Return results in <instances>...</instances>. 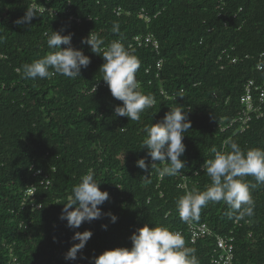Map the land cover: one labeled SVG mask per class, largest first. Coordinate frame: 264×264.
<instances>
[{
	"label": "trees",
	"instance_id": "1",
	"mask_svg": "<svg viewBox=\"0 0 264 264\" xmlns=\"http://www.w3.org/2000/svg\"><path fill=\"white\" fill-rule=\"evenodd\" d=\"M33 2L59 14L33 10ZM28 8L36 15L32 25L17 24ZM114 23L120 25L118 34ZM62 29L73 33L72 46L90 57L89 66L76 79L24 78V64L52 51L46 34ZM91 32L103 39V47L118 40L140 60L136 79L155 103L139 121L114 116L122 101L112 97L99 72L105 61L81 42ZM149 33L158 38L160 54L131 47L136 36ZM233 57L240 59L237 64L230 63ZM261 61L264 65V0H0V264H91L106 249L130 248L131 235L145 224L182 231L199 264H211L215 239L191 243L177 209L186 192L182 177L160 176L162 164L151 168L153 161L141 148L143 128L162 120L171 107L190 109L180 173L191 177L189 191L205 190L211 180L202 165L214 157L212 147L230 151L224 142L231 138L245 151L264 148V116L255 117L243 133L238 124L225 132L219 128L240 111L247 81L264 83ZM181 90L184 97L176 98ZM140 158H146L147 171L137 167ZM89 171L110 194L101 206L105 215L73 229L60 219L63 203ZM46 176L48 188L41 185ZM243 179L256 183L252 176ZM32 186L38 187L41 209L22 205ZM251 191L254 215L230 219L224 202H209L194 220L219 234L233 232V264H264V184ZM109 212L117 215L115 223ZM85 230L92 237L75 261L66 260L71 235Z\"/></svg>",
	"mask_w": 264,
	"mask_h": 264
},
{
	"label": "clouds",
	"instance_id": "2",
	"mask_svg": "<svg viewBox=\"0 0 264 264\" xmlns=\"http://www.w3.org/2000/svg\"><path fill=\"white\" fill-rule=\"evenodd\" d=\"M36 16L30 8L16 23L32 25ZM114 33H120V25L114 23ZM62 30H54L47 36L49 51L42 58L23 65L22 75L26 79H45L54 74L76 79L81 76V70L87 68L91 59L82 49L72 46L73 33L62 34ZM90 46L96 55H101L104 63L99 72L103 81L108 85L112 97L122 104L114 107L115 117H128L132 121H139L141 114L152 108L155 99L145 95L140 90L136 73L140 68V60L120 41H112L106 48L104 41L98 34L91 32L81 41ZM67 45V47H61ZM17 69V72H20ZM97 91L96 86L93 88ZM184 97L183 90L176 94V98ZM190 109L171 107L162 120L152 125H145L143 132L145 138L142 147L147 149V155L153 163L163 166L158 169L160 176L178 175L185 167V162L180 159L186 150L183 138L191 129L189 118ZM224 144L230 151H218L212 147L214 157L207 159L202 165L204 172L211 183L203 191L186 190L185 194L177 200V209L180 219L190 222L199 218L200 211L209 202H224L230 219H243L245 216L254 215L255 201L252 189L258 184H264V148H250L242 150L238 143L231 138ZM159 163H156V162ZM137 167L148 170L146 158H140ZM252 176L256 183L252 184L243 178ZM99 182L94 179V174L89 171L80 178V182L72 189V194L64 204L61 211V220L67 221V226L78 229L84 222L100 219L103 215L101 206L108 201L109 192L101 190ZM110 221L118 220L114 213H107ZM107 230L108 225H102ZM91 230L76 231L72 237L74 243L65 255L66 260L75 261L78 254L85 248L92 237ZM132 246L106 249L100 255L91 258V264H199L195 250L185 246L182 235L163 226H150L145 224L137 229L130 237Z\"/></svg>",
	"mask_w": 264,
	"mask_h": 264
},
{
	"label": "built area",
	"instance_id": "3",
	"mask_svg": "<svg viewBox=\"0 0 264 264\" xmlns=\"http://www.w3.org/2000/svg\"><path fill=\"white\" fill-rule=\"evenodd\" d=\"M31 9L36 10L40 13L49 12L55 15L59 14V12L56 9L48 5H39L35 2L32 3ZM71 19L76 20L79 23L82 22V19L79 17L72 16ZM131 47L151 48L157 54H160V51H161L160 42L158 38H156V36L152 33H149L147 35L136 36L134 38V43L133 45H131ZM262 57H263V54L261 55V58ZM239 60L240 59L238 57H233L230 60V63L237 64ZM163 64H164V60L160 58L159 60L156 61V68L159 71L162 70ZM226 67L227 65L225 64L221 65V69H226ZM263 68H264V65L261 61L258 65V69L263 70ZM97 87L98 85H96V88ZM240 105H241L240 111L232 120L219 124V128L222 132H225L231 129L236 124H238L237 131L240 133H243L246 131L249 124L252 122V120L255 117L260 118L264 116V83L263 84L257 83V81L254 79L248 80L244 87V93L242 94L240 98ZM41 172L42 171L39 170L36 174H40ZM179 175L182 177L181 188L185 190H189L191 177L183 175L182 173H179ZM41 185L47 188L51 185V180L49 179L48 176H46L45 179L41 180ZM37 190H38L37 186H32L26 190L24 194V199L22 202V205L24 207L31 206L32 209L34 210L41 209L43 207L42 203L36 201ZM185 223H186L187 233H188L191 243L195 244L198 241L202 239H206V238L215 239L213 253L210 258L211 264H233L234 263L237 239H236V236L233 234V232L226 233V234L216 233L213 230V228L206 222L200 223V222H196L192 220L190 222H185ZM174 232L179 233L181 235L184 234L182 231H174ZM252 234L253 233L251 232L250 235ZM72 237L73 235H71L70 237L72 243L79 242V241H74ZM12 251L13 250L10 249V252Z\"/></svg>",
	"mask_w": 264,
	"mask_h": 264
}]
</instances>
